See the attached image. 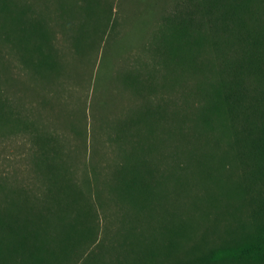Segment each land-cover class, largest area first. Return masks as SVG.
Wrapping results in <instances>:
<instances>
[{"label":"rangeland","instance_id":"374dc122","mask_svg":"<svg viewBox=\"0 0 264 264\" xmlns=\"http://www.w3.org/2000/svg\"><path fill=\"white\" fill-rule=\"evenodd\" d=\"M175 2L0 0V208L14 193L36 234L46 214L53 264H248L208 257L264 223L209 144L211 51L195 69L150 49Z\"/></svg>","mask_w":264,"mask_h":264},{"label":"trees","instance_id":"16d2710c","mask_svg":"<svg viewBox=\"0 0 264 264\" xmlns=\"http://www.w3.org/2000/svg\"><path fill=\"white\" fill-rule=\"evenodd\" d=\"M173 8L172 14L165 17L164 27L155 33L150 49L169 67L176 63L197 69L202 68L199 58L204 48L210 49L211 59L217 60H213L214 78L208 86L197 88L222 129L223 137L212 139L210 147H225V152L243 162L239 195L262 193L264 0H176ZM133 83L149 86L145 78ZM233 189L229 191L234 193ZM43 191L45 197L52 196L50 190ZM261 193L248 199L258 205V210L264 206ZM18 211H14L13 193L7 205L0 208V264H53L59 260L60 254L47 247V236L36 238L47 231L46 214L32 212L36 218H42L38 219L40 232L36 234L28 225L29 212ZM208 257L214 263L264 264V223L257 222L252 234L235 244L211 250Z\"/></svg>","mask_w":264,"mask_h":264}]
</instances>
